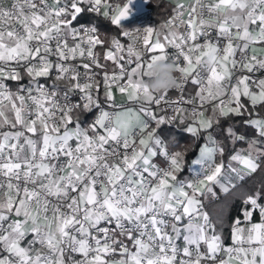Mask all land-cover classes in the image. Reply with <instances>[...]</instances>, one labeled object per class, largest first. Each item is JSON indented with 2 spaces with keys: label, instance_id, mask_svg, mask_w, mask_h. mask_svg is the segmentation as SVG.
<instances>
[{
  "label": "snow or ice",
  "instance_id": "obj_1",
  "mask_svg": "<svg viewBox=\"0 0 264 264\" xmlns=\"http://www.w3.org/2000/svg\"><path fill=\"white\" fill-rule=\"evenodd\" d=\"M132 3L0 0V264H264V184L240 197L230 245L201 199L264 172V0L180 3L163 33L124 27ZM160 60L175 65V99L144 83ZM113 86L139 107L107 110ZM166 124L205 134L195 177L180 178L187 147L170 150Z\"/></svg>",
  "mask_w": 264,
  "mask_h": 264
},
{
  "label": "trees",
  "instance_id": "obj_2",
  "mask_svg": "<svg viewBox=\"0 0 264 264\" xmlns=\"http://www.w3.org/2000/svg\"><path fill=\"white\" fill-rule=\"evenodd\" d=\"M124 1V0H118ZM147 5L151 8V19L155 23H160L165 21L172 13L173 6L168 0H147ZM100 22V33L104 37H109L113 33H119V26L112 25L109 19L104 18L102 15H92ZM79 20H86L91 22V14L83 15ZM249 108L251 106L249 105ZM256 112H259L260 115H264V108L257 109ZM256 112H252V115L255 116ZM239 117L225 119L221 121V129L215 131V136L217 139L224 140V133L222 129L226 127L229 123H234L236 120H239ZM238 133H243L246 136H254L255 131L252 128H245L239 126L236 128ZM159 135L166 141L169 142L170 150L173 148V144L176 145V150H182L184 147H187V152L184 157V167L180 174V177L187 175L191 172V164L196 157L200 146L205 142L204 133L200 135L199 138L193 137L191 134L185 132L182 126L177 127L176 125L168 126L164 125L158 129ZM227 143V141H225ZM239 146H245V144L237 143L235 149ZM234 153L233 147L230 143H227V151L223 156L224 163L227 162L229 155ZM238 187L229 195L225 196L220 193L219 188L215 189L218 198H213V196H208L203 199L205 207L210 214L212 221L216 224L217 230L219 231L221 227L223 228V234L227 238L226 241H229L230 238V227L233 218L240 216L241 209V200L240 197L244 196L247 193L254 191L261 184H264V172H257L252 176L246 178L242 183L236 181ZM259 215L254 214L253 221H259Z\"/></svg>",
  "mask_w": 264,
  "mask_h": 264
},
{
  "label": "built area",
  "instance_id": "obj_3",
  "mask_svg": "<svg viewBox=\"0 0 264 264\" xmlns=\"http://www.w3.org/2000/svg\"><path fill=\"white\" fill-rule=\"evenodd\" d=\"M4 2L10 4L11 0H4ZM51 2H52V0H49V3H51ZM109 2L112 3L113 5H116V4L122 5L123 3L126 2V0H124V1L109 0ZM191 2H192V0H189L188 2H181V3H183L185 5H188ZM130 8H131V11H130L129 17L126 20H124V21L129 20V24L126 26L129 30L134 29V28L154 27L155 23L150 17L152 10L147 5V1H145V0H133V3L130 5ZM174 9H173L171 15L165 21L162 22L161 26L164 25L165 22L174 15ZM110 14H111V12H110ZM92 15H94V14H92ZM91 18H92L91 22H88L86 20H79L78 22L80 24H85V25L94 24L99 30L100 29V22L98 20H96V18L94 16H92ZM186 18H187V16L185 15V19ZM124 21H122V22H124ZM163 30L165 31V29H163ZM99 32H100V30H99ZM111 36H117V37L121 38V40L123 42H126V38L122 37L120 35V32L119 33H113L109 37H111ZM106 47H107V45H105L104 48H98L97 50L100 51L101 54H103V52H104ZM168 51L171 52L173 50L172 49H168ZM125 56H126V53H125ZM85 62H87V61H85ZM101 63H106L109 71H111L112 69H116V71H119V69L116 67L115 63L112 62V61H104L103 58H101ZM132 66H134V64ZM80 70L83 72L82 68ZM259 75H260V73H256L255 74V76H259ZM255 76H254V78H255ZM98 79H99V77H98ZM24 82L25 83L27 82L26 79H25ZM10 83H12L13 84V88H15V82H10ZM189 87H191V85H189ZM112 91H113V94H114V92L118 91V89L115 86H113ZM194 91H195V89H193V92ZM168 96L170 98L175 99V98L178 97V93H177V91H175L173 89V90H170L168 92ZM114 98H115V96H114ZM76 99H78V96H74L73 97V100H76ZM101 99L103 100V96H101ZM115 103H116V107L115 108L106 106L107 110H109V111H120V110L125 109V108L132 107V108H136L137 109L139 107V104H137V103H134V102H131V101H118V100H116V98H115ZM153 107H155V106H153ZM185 107H188V106L185 105ZM95 116H96V111L95 110L92 111V112H89V113H82V115H81L82 123L87 124ZM173 125H175V124H173ZM173 125H168V126H173ZM21 142H23V141H21ZM74 143L75 142H73V144ZM159 163L161 164V166L164 165V161L163 160H160ZM191 165H192L191 166V172L189 174H187V175H184V176L180 177L181 179H185V178L191 179V178L195 177L196 172L199 171V166L194 164L193 162H192ZM201 199H202V197H201ZM202 202H203V200H202ZM203 205H204L203 211H206L208 213L209 217H210V214L207 211L204 202H203ZM225 243H226V245H230L231 241H225ZM109 259H119V256L117 255L115 257H110Z\"/></svg>",
  "mask_w": 264,
  "mask_h": 264
},
{
  "label": "clouds",
  "instance_id": "obj_4",
  "mask_svg": "<svg viewBox=\"0 0 264 264\" xmlns=\"http://www.w3.org/2000/svg\"><path fill=\"white\" fill-rule=\"evenodd\" d=\"M149 72L151 78L144 83L152 93L160 94L175 88L177 73L172 62L165 60L156 61L152 64Z\"/></svg>",
  "mask_w": 264,
  "mask_h": 264
},
{
  "label": "crops",
  "instance_id": "obj_5",
  "mask_svg": "<svg viewBox=\"0 0 264 264\" xmlns=\"http://www.w3.org/2000/svg\"><path fill=\"white\" fill-rule=\"evenodd\" d=\"M145 1H147V0H145ZM168 1L171 3V5L173 6V9H174V8L176 7L177 4H179V3H181V2H188L189 0H168ZM91 15H92V14H91ZM91 17H92V16H91ZM154 23H155V22H154ZM128 24H129V23H128ZM161 24H162V22H160V23H155L154 28H155L157 31H160L161 33H163L164 30H163V28L161 27ZM114 96H115L116 100H118V101H128L126 95H123V94H121V93L118 92V91H117V92H114ZM130 108H132V107H130ZM126 109H127V108L122 109V110H120V111H123V110H126ZM133 109H136V108H133ZM180 126H182L183 128L185 127V125H180ZM216 139H217V138H216ZM217 140H220V139H217ZM204 144H205V142L200 146L199 151H198L196 157L194 158V160L198 158V156H199V154H200V149H201V147H202ZM209 146H211V145H209ZM231 147H233V145H231ZM244 147H246V145H245V146H239L236 150H239V149L244 148ZM232 154H234V153H232ZM232 154L229 155V158H230V156H231ZM229 158H228L227 162L225 163V165L228 164V162H229ZM220 159H221V158H220L219 155H218V156H217V161L219 162ZM194 160H193V161H194ZM157 161L159 162L160 159L157 158ZM232 166H233V167H240V165H239L238 163L234 162V161L232 162ZM232 176H233V182H236V179H235L234 174H232ZM217 188H218V187L213 186V191L216 192L215 189H217ZM208 196H212V195L209 193V194L207 195V197H208ZM204 198H205V197H202V200H203ZM241 218H242V217H241ZM253 222L259 223L260 220H259V221H253ZM230 235H231V231H230ZM229 241H231V238H229ZM225 258H226V257H225Z\"/></svg>",
  "mask_w": 264,
  "mask_h": 264
},
{
  "label": "rangeland",
  "instance_id": "obj_6",
  "mask_svg": "<svg viewBox=\"0 0 264 264\" xmlns=\"http://www.w3.org/2000/svg\"><path fill=\"white\" fill-rule=\"evenodd\" d=\"M128 23H129V20L122 22V25H123L124 27H126V26L128 25ZM116 92H117V91H116ZM2 130H8V129L5 128V129H2ZM217 162H218V161H217Z\"/></svg>",
  "mask_w": 264,
  "mask_h": 264
}]
</instances>
